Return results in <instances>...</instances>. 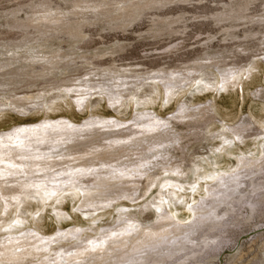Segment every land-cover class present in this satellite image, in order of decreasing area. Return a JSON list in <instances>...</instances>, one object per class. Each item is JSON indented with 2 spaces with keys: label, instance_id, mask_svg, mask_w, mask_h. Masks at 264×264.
I'll list each match as a JSON object with an SVG mask.
<instances>
[{
  "label": "rangeland",
  "instance_id": "1",
  "mask_svg": "<svg viewBox=\"0 0 264 264\" xmlns=\"http://www.w3.org/2000/svg\"><path fill=\"white\" fill-rule=\"evenodd\" d=\"M246 1L250 3L244 6ZM242 7L248 18L213 21L212 14L228 9L239 13ZM138 10L141 14L136 16ZM162 14L178 20L172 23V30L160 27L164 23ZM262 19L264 0H161L156 4L154 0H0V147H24L18 155L13 151L0 154V170L17 171L14 175L0 174L1 194L6 189L16 190L0 199V238L20 239L28 231L30 237L49 243L46 252L27 255L17 262L0 260V264H39L43 259L50 264H111L100 259L116 248L121 251L131 247V236L143 225L148 226L146 220L152 213H167L175 226L187 228L199 214L198 204L208 198L209 185L219 176L234 175L243 162L263 161ZM229 23L237 25L230 27ZM208 35L214 36L210 42L213 47L204 50ZM178 42L184 46L177 51L182 55L175 53L167 58V47ZM221 51L217 61L196 64L198 56ZM177 58L181 60L175 61ZM151 59L155 61L151 63ZM194 66L197 70L190 69ZM165 71L175 72L177 79L187 75L178 79L170 94L164 81L154 77ZM226 72L231 74L225 80ZM112 91L120 92V97L112 96ZM182 106L188 109L185 113L209 109L201 128L188 129L195 118H175ZM233 113L238 114L234 120ZM142 114L158 121L156 129H168V139L151 149L131 148L125 155L103 158L108 150L131 144L140 136H147L143 146L153 142L148 134L157 130L149 133L134 126V121L143 119ZM248 116L253 121L248 131L240 134L230 129ZM93 120L102 122L93 127L85 124ZM115 122L120 124L106 126ZM39 126L46 133L35 136ZM58 126L72 128V138H66L68 132L60 136L62 128ZM128 127L136 131L135 136L124 135L123 140L112 143L100 137L108 131L126 134ZM92 128H97L100 135L90 136L88 130ZM36 139H40L38 143ZM32 155L40 156L29 167ZM45 172L58 180L72 175L75 185L59 183L61 189L49 199L41 191L19 186L21 182L30 183L31 176L37 180L36 185L46 184ZM125 172L134 175L122 177ZM170 179L179 180L183 189L173 188L177 196L166 195L162 201L155 198L158 189L153 187L154 182ZM125 181L129 183H122ZM122 190L125 193L117 197L115 193ZM86 194L97 202L87 205L83 200ZM145 206L149 209L139 217L131 214L137 215ZM245 208L239 210L243 215ZM20 210L26 213L20 216ZM125 213L137 220L126 222L117 233L103 232L105 225L113 226ZM248 216L245 220L239 216L231 226L234 230L229 235L235 242L205 264H231L240 250L244 255L238 264H264V214L249 212ZM15 220L20 223L14 224ZM157 221L153 216L151 223ZM256 236L261 240H255ZM92 238L101 240L82 251L77 248L79 244L86 246ZM174 241L170 239L168 244ZM120 251L113 255H120Z\"/></svg>",
  "mask_w": 264,
  "mask_h": 264
},
{
  "label": "bare ground",
  "instance_id": "2",
  "mask_svg": "<svg viewBox=\"0 0 264 264\" xmlns=\"http://www.w3.org/2000/svg\"><path fill=\"white\" fill-rule=\"evenodd\" d=\"M158 2L160 3L161 0H154L155 4ZM248 3H250V1H246V3L243 5L245 6ZM244 11H246V8L242 7L241 12L239 11V13H231L232 9H228L222 13L212 14L213 21L221 22V21H224L226 19H232L231 21H233V20H241V19L248 18V15L245 14ZM16 12L17 11H14L13 14L15 15ZM140 14H141V12L138 10L136 12V16H139ZM136 16H134V17H136ZM162 18L164 19V23L160 27L171 28V30L173 29V27H171L172 23H175L178 21L177 19L176 20L167 19L165 17V15H163V14H162ZM249 20L252 21L251 19H249ZM249 20H247V21L249 22ZM262 20L264 21V19H262ZM229 25H230V27H233L237 24L229 23ZM252 32H254V31H252ZM245 33H247V32H245ZM208 34H209V32H208ZM228 34H229V32H228ZM248 34H249V31H248ZM232 35H234V34H232ZM213 38H214V36H211V35H208L206 37L205 40L207 41V43H205L206 46L203 47L204 50L213 47L210 45V42L213 40ZM181 43L178 42V43H175L172 45L170 44L167 47V53H169L170 55H167V53L165 52L166 53L165 56L167 55L166 57L168 58L169 56H171V54L174 55L175 53H177V55H179L181 52L179 51L180 53L178 54L177 51L179 49L181 50V48L183 46V45H181ZM228 51H229V49H228ZM223 53L225 54V52H223ZM187 54H188V52H187ZM221 54H222V51H221V53H219V52L208 53L207 52L203 56L200 55L197 57L196 64L198 65L199 63H203L204 61H213V60L219 59V55H221ZM181 55H179V56H181ZM158 56H161L160 53L158 54ZM165 56H164V58H166ZM161 58H163V57H161ZM169 58H171V57H169ZM151 60H150L151 63L155 61V59H154V61L153 60L151 61ZM178 60L180 61L181 59H179V58L175 59V61H178ZM186 60H188V59H186ZM174 64L175 63H172V65H169V67L173 66ZM190 69L197 70V67L194 66V67H191ZM224 71H225V69H224ZM228 71H230V70L228 69ZM175 74L176 73L173 71H171V72L165 71L160 76H154L155 78H158L161 81H164L163 85H165V89L167 91V94H170V91L172 92V90H170V89H172L178 83V79L182 80L185 77H187V75L181 74L179 76V78L177 79L178 76H175ZM229 74H231V72L224 73L223 76H224L225 80ZM154 77H150V78H154ZM102 89H104V88H102ZM261 89H262V87H261ZM100 90H101V88H100ZM260 92H261L260 98L264 100V91H260ZM258 93H259V90H258ZM110 94H112V96L116 95L117 97L118 96L120 97V95H121L120 92H114V91H112ZM111 100H112V98H111ZM261 108H263V106ZM186 111H188L186 106H182L179 109L178 114L175 118L178 120L181 118L182 119H184V118L185 119L186 118L194 119L195 118L196 121L193 124H191V126H188V129L189 130L190 129L196 130V129L202 127L201 121L206 119V117L208 116L209 109L204 107V108H200L199 111H196V112L193 111V112L185 113ZM237 115L233 113L231 119L232 120L236 119ZM229 116H231V115H229ZM252 116L255 117L253 114H252ZM142 118L143 119L140 122L134 121V126L135 127H142L144 129H146L145 131H147L149 133L154 131V130H157L156 132H154L155 134H148L149 139H152L153 142L150 143V141H149V143H147L146 146L145 145L143 146V143L145 140L144 138H147V136L142 137V139L140 136L137 140H134L136 142L132 141L134 144H132V142H131V144L122 145L121 147L108 150L107 152L102 154L103 158L104 157L108 158L111 156H120L125 151L128 152V150H130L131 148H134V150L151 149L152 147L160 145V143L162 141H166L168 139V136L166 135L168 132V129L167 130H161L160 128L156 129L159 126L157 120L150 119L148 114H142ZM160 121H161V119H160ZM263 121L264 120H262V123H264ZM101 122H97V121L95 122V120H93V122H87L86 121L85 124L93 127V125L101 124ZM119 124L120 123L115 122L113 125H106V126L107 127H113V126H118ZM252 124H253L252 118L250 116H248L247 118H243L238 123L237 127L233 126V127H230V129L234 133L243 134V132L247 128L249 129ZM261 125L263 126V124H261ZM247 126H249V127H247ZM53 128H55V127H53ZM56 128H58V129L62 128V130H60L61 132H58L60 136L66 135L67 132L69 133V132H71V130H73L72 128H68V126L67 127L58 126ZM130 128L128 127L125 129V131H127V132H125L126 134L121 133V132H117V131H111V132L108 131V133L102 132L103 134L100 135V134H97L99 131L97 128H92L91 130H88V131H90L88 133H89V135L91 133L100 135V137H102V139L103 138L108 139L112 143V142H117L119 140H123L126 136H127V138L130 135L135 136L136 131L135 130L132 131V129H130ZM248 129L246 131H248ZM253 130H256V129H253ZM42 132L46 133L45 128L39 126V130L36 131L34 133V135L39 136V134ZM56 132L54 131V133L53 132L52 133L55 135ZM123 132H124V130H123ZM260 132L262 134H264V128L260 129ZM255 133H257V131ZM196 134L197 133H194V135H196ZM97 135H95L94 137L96 138ZM124 135H125V137H124ZM249 135H253V134H249ZM22 138H24V137H22ZM66 138H69V139L72 138V134H70V133L67 134ZM215 138H216L215 136L212 137V139H214V140H215ZM39 140L40 139H36L35 142L38 143ZM145 142H147V141H145ZM15 143L17 145H20L19 142H15ZM5 148H6V150H5ZM5 148L0 147V150H3V151H0V154H5V151H13L14 155L15 154L18 155V151H22V149L24 147L21 148V147H8L7 146ZM123 155H125V154H123ZM153 155H151V156H153ZM39 156L38 155L30 156V158L31 157L32 158H31V160H29L30 161L29 167H32L33 164H36L34 162L32 163V161L34 159L38 158ZM117 164L120 165V163H117ZM197 165H198L197 166V169H198L200 165H199V163H197ZM85 168H87V167H85ZM179 169H181V168H179ZM30 172L32 173L31 169H30ZM48 172H45V175L46 176L48 175L47 176L48 180H47V182L45 181L46 184L44 183L42 185L41 183H39L36 185L35 181H37V180H34L35 179L34 176H31L29 178L30 183L21 182V184L19 186L27 187V188L31 187L37 193L39 191H41L43 193V195L47 199H49L51 197L52 193L61 189V186H60L61 184H64V183L66 184V181L67 182L69 181V184L71 183V187L73 185H75L76 179L72 175H69L68 177L63 176V179L58 180L59 177H55V176H54L55 178H52L51 176L49 177ZM175 172L178 174L179 170L176 169ZM14 173L16 174L17 171L16 170L13 171V170H9V169L0 170V174L3 176L5 174L6 175L7 174L14 175ZM132 175H134V174L125 172V173H123L122 177L128 176L130 178V177H132ZM128 177H125V178H128ZM207 177L211 178L212 174H209ZM175 180L170 179V180H167L163 183L154 182L153 187L158 189L157 192L154 193V197L158 198L160 201H162V199L165 198L166 195L171 196V194L172 195L176 194L175 191L173 190V188L179 189L181 187L183 189L184 186L180 184V181L179 180L175 181ZM48 183H51V184H48ZM55 183H58V186L54 185ZM59 183H61V184H59ZM122 183H129V181H125ZM15 191L16 190H14L13 188L12 189L10 188V189H6V192L4 194H1V190H0V199L1 198L3 199L4 196H6V195L8 196V194H13V192H15ZM209 191H210V194H209V192H207V194H209L208 198L202 199L201 202L198 204L199 214H197L195 222L193 224L187 226V228H181L180 226H175L172 223V221H170V217L167 215V213H162L159 215H154L152 213L154 218L156 217V219L159 221H157L155 224H152L151 220H152L153 216L148 217V219L146 220V223H149L148 226L143 225L142 230L138 234L131 236L132 238H131L130 244H132L134 242L131 247L129 246L128 248L123 249L124 251L123 250L120 251V248H116L114 250H111L110 255H109V256H112L111 258H109V256H107V257L102 258L100 260H103V263H105V260H109V262H113L111 264H195V263H200V262L205 264L206 263L205 260H209V259H213V258L218 257L221 253V250L223 248H225V246L229 245L232 242L233 243L235 242L234 238L231 239L232 234L230 231L234 230V228L231 229V226L233 225L234 221L239 216H241L242 220L243 219L245 220V219H248L250 217V216H248L249 212L250 213H257V214H264V208H262V207H264V205L262 206V202H263L262 200L264 199V160L261 161L260 163H258V162H243L241 164L240 170H237V172H235L234 175L227 174V175H225V177L219 176L218 181L216 180L214 183L209 185ZM120 193H125V190H122L120 192H116L115 194L117 195V197H120L119 196ZM111 194H113V192H111ZM175 196H177V195H175ZM84 198H85V199H83L84 202H86V204L89 206L92 205L94 202H97V201H93L92 200L93 198L88 199L89 195H87V194L84 196ZM36 199L38 200L39 197H36ZM99 202H104V200L103 201L100 200ZM239 202H242V204L238 208L237 205ZM27 206H31V203H27ZM155 206L158 209L160 208L159 207L160 205H158V206L154 205V208H155ZM243 206L246 207L245 209H247V212L245 213V215H243V213L239 211L240 208ZM236 207L238 209H236ZM24 209L30 211V207L25 206ZM145 209L148 210L149 207L145 206L143 209L138 210L137 215L135 214V212H133L131 214H134V216L139 217L140 215H142L144 213ZM24 213H26L24 210H20V216L23 215ZM129 214L130 213H125V214L121 215V217L118 218V220L116 221V223L113 226H111L110 224L105 225V229L103 230V232L106 230H111L110 232L117 233L121 229L123 230L125 228L126 222L132 223V222L137 220V218L133 219V217H131ZM20 216L18 217L19 219H21ZM8 218H7V220H10ZM5 219H6V217H5ZM112 220H114V218ZM18 223H20V222H17L15 220L14 224H18ZM11 228H12V226L7 227V230H4V231L8 232ZM116 228H119V229L116 231ZM145 230H148L149 232L146 233L145 235H143L142 233ZM229 233L231 235H229ZM19 238L20 239H17V238H15V236H11V238L10 237L9 238H4V237L0 238V241L2 242V243L0 242V260H7L9 262H13V261L17 262L27 255H31V254L38 253V252H46L49 249V243L43 242L41 239H37L33 236L30 237L28 234V231H24L19 236ZM121 238H123V235L121 236ZM258 238L260 239V237L256 236L255 240H257ZM123 239H130V238L127 237V238H123ZM170 239H174L175 241L172 244H168ZM59 240L60 239H57L56 241H59ZM89 240H90V242L86 243V246L83 247V245L79 244V245H77V248H79L80 251L87 249V248H90L91 247L90 245L95 244V242L96 243L99 242V240H101V238H92ZM122 245H124V244H122ZM231 245H233V244H231ZM17 249H19L21 252H17ZM106 250H107V248H106ZM116 250L120 251V255H117V256L113 255V254H116L115 253ZM85 255H88V253ZM243 255H244L243 250H240L239 253L237 254L236 258L233 257L234 260L231 262V264H238V260L241 259L243 257ZM101 262L102 261L96 262V263L94 262V264H100ZM106 263H108V262H106ZM39 264H50V262L47 261L46 259H43L42 261H40ZM108 264H110V263H108Z\"/></svg>",
  "mask_w": 264,
  "mask_h": 264
}]
</instances>
